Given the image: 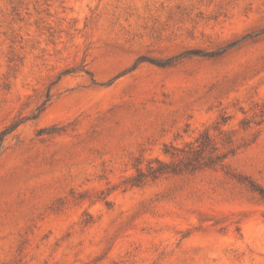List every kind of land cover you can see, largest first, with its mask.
<instances>
[{
  "label": "rangeland",
  "instance_id": "obj_1",
  "mask_svg": "<svg viewBox=\"0 0 264 264\" xmlns=\"http://www.w3.org/2000/svg\"><path fill=\"white\" fill-rule=\"evenodd\" d=\"M263 104L264 0H0V264H264Z\"/></svg>",
  "mask_w": 264,
  "mask_h": 264
},
{
  "label": "trees",
  "instance_id": "obj_2",
  "mask_svg": "<svg viewBox=\"0 0 264 264\" xmlns=\"http://www.w3.org/2000/svg\"><path fill=\"white\" fill-rule=\"evenodd\" d=\"M238 43L239 42H233L230 44L229 47H233ZM222 52H219V54ZM194 54H197V52L189 51L179 56L169 58L166 61L152 60V62L156 63L159 66H167L173 64L181 56ZM227 121V116H221L220 120L215 126V129L219 130L220 133H223V125H225ZM263 122L264 104L262 105L260 120L257 122V124H262ZM250 123L251 121L249 119H244L242 121V124L245 126L249 125ZM18 125L19 123H14L0 131V153L2 151L3 143L6 136L12 131H14ZM221 144L224 146L225 150H221ZM237 148L238 147L234 146L233 140L229 136L222 139V142H219L217 138L210 133L209 130H206L202 132L194 142H189L183 148L175 147L173 145H166L164 151L165 153L171 156L172 160L164 161L160 158H155V160L149 162L147 170L138 168L136 175H134L129 180V182L132 185H141L146 180L154 179L166 174L195 172L199 169L213 168L218 166L228 168L229 163L227 159L231 154H234L237 151ZM154 162L157 163L156 166L153 164ZM244 178L249 183L252 190L256 192L259 195L260 199L264 202V186L257 183L254 179L249 176H245Z\"/></svg>",
  "mask_w": 264,
  "mask_h": 264
}]
</instances>
